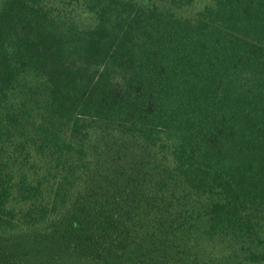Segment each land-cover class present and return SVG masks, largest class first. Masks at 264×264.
Listing matches in <instances>:
<instances>
[{
	"label": "trees",
	"instance_id": "1",
	"mask_svg": "<svg viewBox=\"0 0 264 264\" xmlns=\"http://www.w3.org/2000/svg\"><path fill=\"white\" fill-rule=\"evenodd\" d=\"M0 264H264V0H0Z\"/></svg>",
	"mask_w": 264,
	"mask_h": 264
}]
</instances>
